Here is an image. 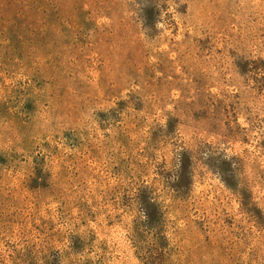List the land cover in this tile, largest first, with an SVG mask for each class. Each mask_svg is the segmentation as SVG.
I'll return each instance as SVG.
<instances>
[{"label":"rangeland","instance_id":"1","mask_svg":"<svg viewBox=\"0 0 264 264\" xmlns=\"http://www.w3.org/2000/svg\"><path fill=\"white\" fill-rule=\"evenodd\" d=\"M0 264H264V0H0Z\"/></svg>","mask_w":264,"mask_h":264}]
</instances>
